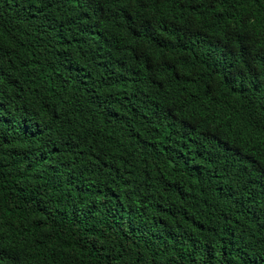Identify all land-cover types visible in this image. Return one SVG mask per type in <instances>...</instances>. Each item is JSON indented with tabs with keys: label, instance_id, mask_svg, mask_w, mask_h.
Listing matches in <instances>:
<instances>
[{
	"label": "trees",
	"instance_id": "16d2710c",
	"mask_svg": "<svg viewBox=\"0 0 264 264\" xmlns=\"http://www.w3.org/2000/svg\"><path fill=\"white\" fill-rule=\"evenodd\" d=\"M0 264H264V0H0Z\"/></svg>",
	"mask_w": 264,
	"mask_h": 264
}]
</instances>
